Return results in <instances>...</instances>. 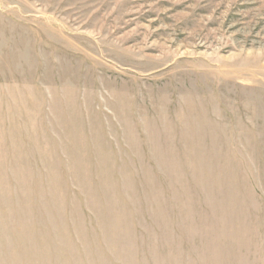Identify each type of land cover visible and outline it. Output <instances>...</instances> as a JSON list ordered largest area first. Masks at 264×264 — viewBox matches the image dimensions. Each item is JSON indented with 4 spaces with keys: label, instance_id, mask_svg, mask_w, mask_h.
<instances>
[{
    "label": "rangeland",
    "instance_id": "obj_1",
    "mask_svg": "<svg viewBox=\"0 0 264 264\" xmlns=\"http://www.w3.org/2000/svg\"><path fill=\"white\" fill-rule=\"evenodd\" d=\"M0 264H264V0H0Z\"/></svg>",
    "mask_w": 264,
    "mask_h": 264
}]
</instances>
